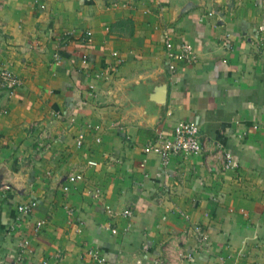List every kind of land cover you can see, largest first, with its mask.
<instances>
[{
    "label": "crops",
    "instance_id": "crops-1",
    "mask_svg": "<svg viewBox=\"0 0 264 264\" xmlns=\"http://www.w3.org/2000/svg\"><path fill=\"white\" fill-rule=\"evenodd\" d=\"M0 67V264H264V0H0ZM179 119L200 153L144 151Z\"/></svg>",
    "mask_w": 264,
    "mask_h": 264
},
{
    "label": "built area",
    "instance_id": "built-area-1",
    "mask_svg": "<svg viewBox=\"0 0 264 264\" xmlns=\"http://www.w3.org/2000/svg\"><path fill=\"white\" fill-rule=\"evenodd\" d=\"M89 34V33H88ZM88 41L91 40L89 37ZM167 51L166 56L168 58V67L170 70H174L178 62L194 63L197 59L196 52L191 43H183L179 50H174L171 47L170 41L165 39L164 41ZM113 52V55H116ZM54 57L58 59V54H54ZM101 74H96L95 77H100ZM20 84L19 78L16 74L8 68L0 67V86L6 88L9 92H12ZM6 113V110L0 109V114ZM77 144L80 145L81 141L77 140ZM203 144L200 139L199 125L192 121L186 119H179L175 122L173 130L169 135H164L160 132L156 138V141L152 144H148L144 147L145 152H155L158 154L164 163L168 161L171 156H180L186 154H198L202 151ZM225 166L230 168L234 167L235 162L233 161V156L231 152L224 153ZM78 174H70L67 178V183L63 186V189L67 191L69 189V183L80 179ZM5 187H7L5 185ZM33 203H23L17 206V211L22 215H27L32 210ZM123 215L130 217L132 212L130 210H125ZM19 220V219H18ZM16 220V222L18 221ZM40 224L35 226V230H38ZM12 229L15 228L13 224ZM112 232L116 229L112 228ZM193 231L196 234L197 241L201 244L207 240V234L199 225H195ZM22 249H26L28 242L27 240L22 241L20 244ZM88 254L97 262H103L104 258L101 256L100 252L96 249H89ZM194 252H180L179 260L182 259H192ZM40 264H48L47 261H42ZM149 264H178V262H171L164 258H155ZM217 264H224V262H219Z\"/></svg>",
    "mask_w": 264,
    "mask_h": 264
},
{
    "label": "water",
    "instance_id": "water-1",
    "mask_svg": "<svg viewBox=\"0 0 264 264\" xmlns=\"http://www.w3.org/2000/svg\"><path fill=\"white\" fill-rule=\"evenodd\" d=\"M164 98H165V89H162V91H161V94H160V97H159V101H162V100H164Z\"/></svg>",
    "mask_w": 264,
    "mask_h": 264
}]
</instances>
